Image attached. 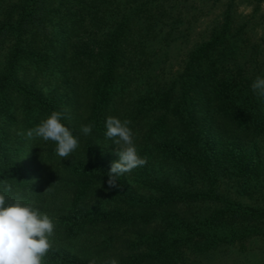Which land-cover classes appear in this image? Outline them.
<instances>
[{"label": "trees", "instance_id": "obj_1", "mask_svg": "<svg viewBox=\"0 0 264 264\" xmlns=\"http://www.w3.org/2000/svg\"><path fill=\"white\" fill-rule=\"evenodd\" d=\"M205 1L225 9L172 70L163 51L188 34L196 0H0V179L55 218L45 264H195L223 244L264 239V99L252 90L264 37L234 13L236 0ZM54 110L80 141L64 159L54 142L25 135ZM109 116L131 122L157 173L146 196L129 173L107 184L119 159Z\"/></svg>", "mask_w": 264, "mask_h": 264}, {"label": "clouds", "instance_id": "obj_2", "mask_svg": "<svg viewBox=\"0 0 264 264\" xmlns=\"http://www.w3.org/2000/svg\"><path fill=\"white\" fill-rule=\"evenodd\" d=\"M252 90L264 99V76H257ZM60 111H52L34 128L25 133L29 139L40 138L55 144V154L70 157L79 146V137L63 122ZM128 119L109 116L105 121V138L117 146L119 159L112 162L107 173L109 188L118 187V180L146 160L139 155ZM84 135H91L93 125H83ZM55 218L42 210V206L23 195L15 186L0 179V264H45L53 246ZM110 264H118L113 258Z\"/></svg>", "mask_w": 264, "mask_h": 264}, {"label": "rangeland", "instance_id": "obj_3", "mask_svg": "<svg viewBox=\"0 0 264 264\" xmlns=\"http://www.w3.org/2000/svg\"><path fill=\"white\" fill-rule=\"evenodd\" d=\"M200 2L197 4L196 9L198 11H192L189 15L190 23L182 26L183 30H190L185 37L180 36L179 32L174 33L172 38L175 36L172 42L167 44V47L163 51V62L161 65H165L172 70L178 68V64L186 57V54L194 45L203 40L208 35V27L211 22L217 18H220V12L225 9V1H219L216 4L213 1H205L204 3L201 0H196ZM234 13L239 15L244 20L250 21L255 26L254 32L257 38L264 37V1L257 6L256 3H251L249 0H236L234 4ZM168 30V27H165L161 32L164 33ZM162 43V42H161ZM160 43V44H161ZM163 47V45L154 44L153 48ZM152 49V47L150 48ZM4 54H0V61H3ZM160 68L158 71L160 72ZM34 73V71H31ZM33 77H36L38 80L39 86H44L47 91L49 77L45 76L44 73L33 74ZM200 95L203 96V90L200 91ZM64 98V95H63ZM199 95H197V102L202 100ZM20 118V115H17ZM38 125V124H37ZM36 125V126H37ZM18 134H22V131H19ZM28 140V139H27ZM117 149V146L114 145L111 149L114 153ZM117 155V153H116ZM147 166H140L133 169L129 172L131 178L133 179V189L138 190L141 196H146L150 190L149 188L143 187V184L150 183L154 178V172L146 171ZM178 172H163L160 177L164 181L175 180V177H178ZM151 179V181H149ZM195 264H264V239H254L243 245L241 244H223L216 248V250L203 254L194 260ZM171 264H189L183 261L172 262Z\"/></svg>", "mask_w": 264, "mask_h": 264}]
</instances>
